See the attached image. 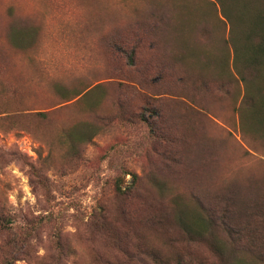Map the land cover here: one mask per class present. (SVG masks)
Masks as SVG:
<instances>
[{
    "label": "rangeland",
    "instance_id": "rangeland-1",
    "mask_svg": "<svg viewBox=\"0 0 264 264\" xmlns=\"http://www.w3.org/2000/svg\"><path fill=\"white\" fill-rule=\"evenodd\" d=\"M207 10L201 0H0V211L58 217L62 264H98L97 257L114 251L90 233L97 207L124 232L115 236L129 251L149 247L197 264L212 257L207 242L225 238L214 214L219 197L252 198L264 184L261 82L246 88L231 65L221 73L212 64L218 48L197 24L215 28ZM155 17L158 28L145 36L149 50H141L129 71L134 83H126L107 44ZM179 57L183 84L160 89L155 79L158 97L136 86L148 60ZM137 93L158 99L165 117L181 122L179 167L164 170L145 155ZM117 183L144 215L123 220ZM50 228L15 264H48ZM258 255L235 251L231 258L264 264V253Z\"/></svg>",
    "mask_w": 264,
    "mask_h": 264
},
{
    "label": "trees",
    "instance_id": "trees-1",
    "mask_svg": "<svg viewBox=\"0 0 264 264\" xmlns=\"http://www.w3.org/2000/svg\"><path fill=\"white\" fill-rule=\"evenodd\" d=\"M201 1L207 4V11L211 12L216 23L215 28L210 27L205 21L197 23L200 24L199 35L206 37L207 41L211 42L210 44L214 43L218 48L219 58L215 62L212 60V64H216L221 73L229 72V65H231V71L245 84L246 88H252V84L259 79L261 82L259 91L264 96V0ZM157 18L161 17L148 19L145 23H135L128 27L126 34L108 42V51L114 59L121 62V66L116 70L118 72L116 76L120 80L126 83L132 82V80L129 81V71H132L136 62H139L141 50H149L148 39L145 36L146 32L151 33L158 28ZM150 20L152 21L149 22ZM13 37L14 41H21L16 35ZM196 38L199 39L198 33ZM179 58L167 62L148 60L143 67L145 76L141 77V81L135 82L136 86L155 93L154 97H158L159 95L156 94L158 85L155 79L160 81V89L162 87L173 88L175 82L183 84L184 79L178 72V66L181 65L184 68L183 58ZM206 61L209 60L206 59ZM146 75H153V78L148 81ZM203 79L205 78L201 80ZM207 83L209 82L206 81L208 87ZM219 88L223 89V85H219ZM79 95L77 94L74 98ZM134 95H136L135 92ZM138 96L141 97L143 104L138 108L136 119L144 126L148 135L145 155L152 154L164 170L179 167L182 162L179 150L181 144L185 143L180 134L181 122L177 121V118L174 122H170L160 106L155 105L158 99L155 100L141 94ZM189 102L194 104L192 99H189ZM260 104L264 107V97L261 98ZM120 116L121 121L127 120L126 114L120 112ZM117 121H119L118 117ZM88 139L89 137H85V140ZM132 179L134 182L137 181L135 175H132ZM258 189L257 196L252 198L235 197L231 194L219 197L216 203L218 207L216 205L214 207L216 209L214 214H218L216 227L225 235V238L222 240L223 243L207 242L213 250L212 257L201 258L197 264H244L240 259L231 258L235 251L260 254L258 257L262 258L264 253V184L262 183ZM115 196L122 200V204L124 203L120 209V216L123 220H133L140 216L142 210L132 209L134 208L132 204L136 205L133 195L122 190L119 183L115 186ZM98 218H100L99 222ZM57 220L58 217L52 213L31 219L26 217L19 219L0 211V238L2 240L0 264H15L28 257L32 251V242L38 238L40 231L47 225H51L48 231L51 250L48 264H62L65 248L60 223H55ZM150 223L152 224L151 221ZM90 224V233L94 232L96 239L99 237L101 242L106 243L115 251L108 256L97 257L98 264H194L191 260L184 259L182 255L169 258L149 247L141 249L135 246L133 251H129L128 247L121 245L118 237L115 236L124 232L110 221L103 207L96 208V217Z\"/></svg>",
    "mask_w": 264,
    "mask_h": 264
}]
</instances>
